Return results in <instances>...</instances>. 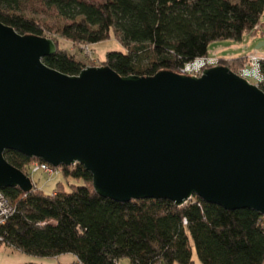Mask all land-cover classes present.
<instances>
[{
    "label": "water",
    "instance_id": "obj_1",
    "mask_svg": "<svg viewBox=\"0 0 264 264\" xmlns=\"http://www.w3.org/2000/svg\"><path fill=\"white\" fill-rule=\"evenodd\" d=\"M264 45L260 43L259 46ZM51 38L0 21V188H33L3 156L83 166L98 195L118 202L196 196L264 218V91L227 66L199 76L109 66L68 75L43 58Z\"/></svg>",
    "mask_w": 264,
    "mask_h": 264
},
{
    "label": "trees",
    "instance_id": "obj_2",
    "mask_svg": "<svg viewBox=\"0 0 264 264\" xmlns=\"http://www.w3.org/2000/svg\"><path fill=\"white\" fill-rule=\"evenodd\" d=\"M29 1L0 0V21L19 34L51 38L56 51L43 62L68 75L85 65L59 46V37L82 45L112 33L123 51H107L104 65L121 76H151L179 72L209 56L211 43L241 41L264 27V0H39L57 13L51 26L27 14ZM242 58L218 61L235 73L226 61L241 66ZM258 65L264 91V59ZM3 156L25 174L39 160L12 150ZM57 168L81 184L66 191L58 183L51 194L34 184L28 192L0 188L14 207L0 227L1 245L36 257L70 253L80 264H195L193 249L201 264L264 262V218L255 210H226L196 196L182 206L168 199L118 202L95 193L82 165Z\"/></svg>",
    "mask_w": 264,
    "mask_h": 264
},
{
    "label": "rangeland",
    "instance_id": "obj_3",
    "mask_svg": "<svg viewBox=\"0 0 264 264\" xmlns=\"http://www.w3.org/2000/svg\"><path fill=\"white\" fill-rule=\"evenodd\" d=\"M91 1L102 2V0ZM26 11L30 16H35L47 21L49 26L54 25L57 19L56 11L52 8L46 7L39 0H30ZM261 20L264 21V14L261 17ZM260 38L262 39L256 41ZM58 40L59 46L74 54L84 63L85 67L104 66L107 51H123L122 45L112 33L97 42L82 45L72 44L69 40L60 37ZM262 42H264V27L259 26L258 29H252L249 33L245 34L241 41L224 40L211 43L208 47V55L210 57L214 56L218 60L220 57L235 58L231 56H237L239 54L245 55L241 59V66H238V63L236 62L232 63L228 61H226V65H230L235 73L245 78L250 83L258 85L261 80L259 81L256 79L257 77L251 76L250 74H244V68L250 67L251 60L264 59V45L258 50L256 49L257 51L255 50L256 46ZM216 65H219V61H217ZM222 65L225 66V64ZM28 176L32 183L37 188L41 189L44 194H51L58 183L62 184L66 191H69L72 185L81 184V181L79 180L64 178L59 169H57V174L50 177L41 172L33 173ZM192 258L195 264H201L194 249L192 252ZM70 261L71 260L66 255L62 256L61 259L56 260L52 257H36L28 255L7 245L0 246V264H57V262L60 264H70ZM123 262L125 263L126 261L124 260Z\"/></svg>",
    "mask_w": 264,
    "mask_h": 264
},
{
    "label": "built area",
    "instance_id": "obj_4",
    "mask_svg": "<svg viewBox=\"0 0 264 264\" xmlns=\"http://www.w3.org/2000/svg\"><path fill=\"white\" fill-rule=\"evenodd\" d=\"M261 60V59H260ZM258 59L251 60L250 67L244 68V74H250L251 76L257 77L259 81L262 79L259 71V61ZM218 59L216 57L204 56L197 58L187 64H185L182 68H180L179 73L186 75H194L199 76L203 69L212 67L217 64ZM57 167H53L48 163H45L40 160L32 161L27 168L28 175L33 173L41 172L48 177L57 174ZM14 212V207L4 195L2 191H0V227L4 225L8 217H10ZM1 241V239H0ZM1 245V243H0ZM74 264H80L76 261ZM114 264H126L121 260H116Z\"/></svg>",
    "mask_w": 264,
    "mask_h": 264
},
{
    "label": "crops",
    "instance_id": "obj_5",
    "mask_svg": "<svg viewBox=\"0 0 264 264\" xmlns=\"http://www.w3.org/2000/svg\"><path fill=\"white\" fill-rule=\"evenodd\" d=\"M261 39H262V38H260V39H258V40H256V41H259V40H261ZM263 43H264V42H262V44H263ZM259 44H260V43H259ZM259 44H258V45H259ZM258 45H257V46H258ZM257 46H256V47H257ZM262 46H263V45L259 46L258 48H255V50H256V49L258 50V49H259L260 47H262ZM257 50H256V51H257ZM238 56H245V55H240V54H239V55H237V56H233V55H232L231 57H238ZM65 255L68 256L69 259L71 260V261H70V264H74V263L77 261V260H76V257H75L73 254L65 253ZM65 255H64V254H60V255H58V256H56V257H52V258H55L56 260H58V259H61L62 256H65ZM122 262H123V261H122ZM125 263H126V262H125ZM57 264H60V263L57 262Z\"/></svg>",
    "mask_w": 264,
    "mask_h": 264
}]
</instances>
